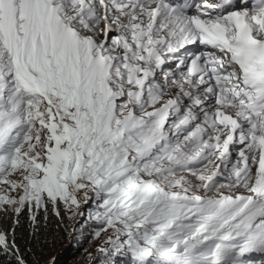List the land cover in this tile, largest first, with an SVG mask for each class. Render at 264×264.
I'll use <instances>...</instances> for the list:
<instances>
[{"label":"snow or ice","instance_id":"snow-or-ice-1","mask_svg":"<svg viewBox=\"0 0 264 264\" xmlns=\"http://www.w3.org/2000/svg\"><path fill=\"white\" fill-rule=\"evenodd\" d=\"M25 223L90 264H264V0H0V264Z\"/></svg>","mask_w":264,"mask_h":264},{"label":"trees","instance_id":"trees-1","mask_svg":"<svg viewBox=\"0 0 264 264\" xmlns=\"http://www.w3.org/2000/svg\"><path fill=\"white\" fill-rule=\"evenodd\" d=\"M51 220L54 223L55 218L52 217ZM17 231L20 236L19 242L23 245V248L32 249L28 253L29 264H48L52 257H55V264H69L72 259L75 249L70 246L68 249L53 253L55 246L68 239L66 233L57 234L51 230L42 232L40 240L37 242L28 235L26 223Z\"/></svg>","mask_w":264,"mask_h":264},{"label":"rangeland","instance_id":"rangeland-1","mask_svg":"<svg viewBox=\"0 0 264 264\" xmlns=\"http://www.w3.org/2000/svg\"><path fill=\"white\" fill-rule=\"evenodd\" d=\"M69 246L75 249L69 264H90L88 253L91 252L95 254L96 242L90 241L88 239L77 242L76 240H69L68 238L63 243L55 246L53 253L68 249ZM255 258L259 259L260 257L256 256Z\"/></svg>","mask_w":264,"mask_h":264}]
</instances>
